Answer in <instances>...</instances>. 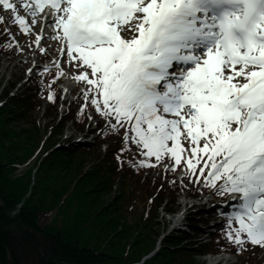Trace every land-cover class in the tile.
I'll use <instances>...</instances> for the list:
<instances>
[{"label":"snow or ice","instance_id":"obj_1","mask_svg":"<svg viewBox=\"0 0 264 264\" xmlns=\"http://www.w3.org/2000/svg\"><path fill=\"white\" fill-rule=\"evenodd\" d=\"M0 6L5 38H15L11 29L18 26L41 53L57 42L58 77L71 72L62 67L65 57L75 63L72 79L92 109L78 112L90 126L103 124L101 134L111 133L120 152L146 158L130 166L153 167L147 159L170 157L166 170L174 172L186 152L192 183L236 201L225 215L226 239L241 250L247 243L264 248V0H0Z\"/></svg>","mask_w":264,"mask_h":264},{"label":"trees","instance_id":"obj_2","mask_svg":"<svg viewBox=\"0 0 264 264\" xmlns=\"http://www.w3.org/2000/svg\"><path fill=\"white\" fill-rule=\"evenodd\" d=\"M4 92L3 97L7 99L9 105L5 104L0 107L1 118L4 117L7 121L11 119L22 120L23 118L29 121L34 128L25 129L27 130V136L24 137L26 141L24 145L19 142L18 138H16L17 136H14L16 139L7 140V147L4 144H0V148L5 150L3 154L0 153V169L9 167L7 169L9 173L12 171L10 170L11 168L17 170L14 176L9 175L6 177L8 182L5 181L7 185L4 188L0 184V197L3 201V205L0 206V227L3 226L2 223H8L4 208H7L8 203L20 201L23 190L27 188V185L24 187L17 185L15 178L19 175H26L30 179L36 171L35 178L39 184L42 183L43 185L47 177H49L48 175L52 172L69 171L68 181L63 182L62 191L57 189L53 192L54 197L58 202L61 193L71 187L72 190L70 192L71 194L74 192V195L70 197L69 203L72 206L79 203L78 206L81 207L78 209H83L84 211L82 214L76 213L75 217L81 220L71 221V218L68 222L70 229L66 227L62 232H58V239L53 238V244L50 247L52 254H59L61 259L68 261L74 257L76 264L78 260H80L78 264H132L141 261L142 257L155 247L156 225L158 224L157 208L162 203H164L163 207L166 210H171L174 206L175 191L177 189L175 183H172L174 181L173 175L168 173L161 180L142 176L141 173L146 167L137 168L130 165L133 162L138 164L146 158L138 153H133L130 156L127 151L120 152L119 149L122 145L116 142L111 133L101 134V131L92 143L78 142L66 148H56L45 155V152L49 151L51 146H55L57 141L56 139L50 142L36 140L39 134L37 128L39 125L35 120V116L40 111L42 101L45 99L40 82H37L36 87H34L31 81H28L23 92L13 97H8L7 90ZM55 99H57V96H55ZM81 103L82 100L76 101L74 106L70 107L68 112L57 121H55L54 107L49 105L46 108L44 117L47 123L52 120L53 123H49V126L56 127V131L52 128L50 129L49 135L54 136L56 132H61L68 120L72 121L73 127L77 131L82 133L90 131L88 126L85 125V115L78 112ZM100 127L102 128L103 124ZM38 142L43 147L46 143L42 154L45 156L40 157L39 155V157L36 156V158L30 160L28 151L31 148L35 149L36 153L39 148L37 146ZM0 143L7 144L3 140H0ZM102 144H106L104 153L100 152ZM10 145L14 146V149L13 154L8 156ZM27 147L29 148L28 150L26 149ZM92 154L95 156L94 159L88 157ZM117 156L120 159H117ZM12 157H15V162H18L19 164L17 165H21V167H18L13 162ZM66 158L73 159L68 162L69 160H66ZM74 159L77 162L71 165ZM90 160L92 165H94L93 168L88 171L80 170V166L82 165V168H84L85 164L90 163ZM77 176H80L79 180L73 183V179L77 178ZM51 178L49 177L50 180ZM29 179L27 182H29ZM113 184H117L121 191L120 196L114 202H111L105 200L104 195H106L105 192L109 191ZM7 186L11 189L10 192H7ZM39 187L41 188V185ZM14 189L18 190L15 191ZM40 197L41 195L38 196V198ZM49 210L50 207H47L45 201H42L37 210L35 220L41 214L49 212ZM63 214V211L59 210L54 219L59 220ZM119 220L124 223L121 227L122 230L117 232L116 227ZM59 221L63 223L61 220ZM78 221L81 224L88 221L93 222V227H90L89 232L84 236H79L75 230V228H78ZM196 223L197 221L194 218H191L188 222L189 231L194 235L197 234V229L194 228ZM8 234L10 233L8 232ZM182 236L190 241L192 239L190 243H193V245L189 247L188 251L179 247L178 243L182 239L177 237L175 241H168V243L164 241L163 247L159 251L157 250L154 256L144 260L145 262L143 261V263L163 264L162 261L165 262L172 259L174 264H201L199 261L192 259L191 256L194 254L193 256L196 255L198 257L207 251L213 252L219 249L235 251L233 245L228 243L226 232L223 228H219L217 233L211 234L209 242L195 240L186 233ZM80 238L82 239L80 240ZM13 239V237L10 239L7 236H0V252L10 250ZM77 240L83 248H79V246L74 248L72 242H77ZM55 260L54 257L49 264H56ZM0 264L5 263L0 260Z\"/></svg>","mask_w":264,"mask_h":264},{"label":"rangeland","instance_id":"obj_3","mask_svg":"<svg viewBox=\"0 0 264 264\" xmlns=\"http://www.w3.org/2000/svg\"><path fill=\"white\" fill-rule=\"evenodd\" d=\"M19 45H20L19 56L15 58L12 61V63L9 62L7 59H4L0 65V101H2V97L4 96L5 89H3V87L6 88L5 86H7L8 79H14V75L15 76L22 75L25 77L31 75L34 69H37L36 65L38 64V62L35 60V57L36 56L45 57L44 53H41L39 51L34 53L32 45H30L31 49L28 48L29 46L27 44L26 39L21 40L19 42ZM48 55L49 57L47 58L48 59L47 63L50 64L51 55L50 54ZM26 63H28V65H26ZM29 69H31L32 71L29 72ZM67 80L68 78L67 79L64 78L63 82L59 85L61 89V101L71 96L69 91L74 86L73 80L70 79L69 86L63 90L64 84L67 83ZM19 84L17 85V87L19 86ZM15 90L16 88H13L12 92H14ZM65 90H67V92ZM3 103L0 104V106H3L5 104L9 105V103L7 102H5V104ZM37 113L38 115L36 114L35 116L36 119L34 118L37 124L39 125V127L36 125L38 128V132H39L37 139H36L37 141L42 140L45 142H50L56 139L57 141L55 142V146H57L56 148H66L69 145L78 143V139L82 137V135L79 134L78 132L72 133L73 132L72 128L70 126L69 128H66L65 125L63 126V129H61V132H56L54 136L49 135L50 129L52 128L54 131H56V127H52V125L49 126V123H53L52 120L49 123L47 122L45 123V121L47 120L41 118L42 113L41 112H37ZM33 128L34 126L31 125L29 121L24 120L23 118L22 120H16V119L12 120L11 119L10 121H7L6 118L4 117L1 118V115H0V131H1L0 140L7 142V144L6 143H0V144H4L5 147H7L8 145L7 140L18 138L19 142L24 145L26 143L24 137L27 136L26 135L27 130L25 129H33ZM14 136L15 137L17 136V137L14 138ZM40 144H41L40 142H38L37 144L39 148L36 146L38 148V150L36 149L37 150L36 153H35V149L30 148V150L28 151L30 154V157H29L30 160L33 158H36V156L39 157V155L40 157H44L48 152L56 149L54 146H51L50 150L45 152V155H42L44 153V148H45L46 143L44 147ZM9 147L10 148L8 149V153H9L8 156L13 154V149H14V146L10 145ZM26 149L28 150L29 148L27 147ZM3 152H5V150L0 148V153L3 154ZM88 157L90 159L95 158L93 154L89 155ZM71 159L73 158H66V160H69L68 162H71ZM12 160L14 163H16V165L19 164L18 162H15L16 161L15 157H12ZM76 162L77 161H75L74 159L71 165H73ZM17 166L21 167V165H17ZM93 166L94 165H92V161L90 160V163L85 164L84 168H82L83 166L81 165L80 170L82 169L83 171H88V170H91ZM8 168L4 167L3 169H0V184L2 188H4L7 185V183H5V181L8 182V179L6 177L9 175L14 176L15 173L17 172L16 169L11 168L10 170L12 171L9 173V170H7ZM36 168L37 166L35 167V170ZM35 173L36 171L34 172L33 176H31L30 179L26 175H19L17 178L14 179L17 185H22L23 187L27 185V188L23 190V194L20 197L21 198L20 201L15 202V203H12V202L8 203L7 208L6 207L4 208L5 215L8 218V223H2L3 226L0 227V236H7L10 239L11 237H13L14 239H13L10 250H4L0 252L1 254L0 260H2L3 263L5 264H15V263L16 264H49L51 259H54L55 257L56 264L58 263L59 264H76L75 263L76 260L74 257H72V259H69V261L63 260L60 258L59 254L54 255L52 254L50 250V247H52V244H53L52 242L53 238L58 239V232L59 231L62 232L66 227L69 228L68 222L70 221L71 218H72L71 221L81 220L79 218H76L75 216H76V213L82 214L84 211L83 209H78L81 207V206H78L79 203L78 205H73V206L69 203L70 197L74 195V192H72V194L70 192V190H72L71 187L68 188L65 192L61 193V196H59L58 202L56 198L54 197L53 192H55L57 189L58 190L61 189L62 191L63 182L68 181L67 178H69V171L52 172L50 175H48L49 177H52L51 180L49 179V177H47L43 185L42 183L39 184L37 182L35 178ZM79 177L80 176H77V178H74L73 183L79 180ZM28 179H29V182H27ZM117 184H113V186L109 189V191L105 192L106 193V195H104L105 200L114 202L115 199L120 196L121 189ZM39 185H41V188L39 187ZM8 188L9 186H7V192H10L11 189L10 188L8 189ZM14 190L16 191L18 189H14ZM100 190L102 192V188ZM40 195L41 197L38 198V196ZM209 199H210V196H206L205 198L199 197V199L190 200L189 198L185 196V193L181 194L178 200V204L180 206V211L178 212L181 214L182 220L178 221L179 223H176V220H177L176 215H170L166 213L165 209L163 211L162 204H161V206L157 208V214H158L157 223L158 224L156 225L157 231H156V236H155L156 238L155 247L158 248L157 250L159 251V249L163 247L164 241L165 242L167 241L166 243H168V241H172V240L175 241L177 237L178 239L179 237H181L180 239H182V241L178 243L179 247H182L184 248L185 251H188L189 247L193 245V243H190L192 242V239L190 241L182 236L184 233L188 234L187 232H182V231H186L185 229H187L188 231V226H187L188 217L187 216L188 214L196 213L201 208L205 209V208H208V206H211L209 205L211 202ZM0 200H1L0 206H2L3 201L1 197H0ZM42 201L43 202L45 201L46 206L47 207L49 206L50 210L47 213L41 214L40 217H38V219L35 220V218L37 217V210L39 206L41 205ZM59 210L60 211L62 210L64 213L62 217L59 218V220H61L64 224L61 223L59 220L54 219V217H56L55 215L58 213ZM78 222H79V225H77L78 228H75V230L79 234V236L81 235L84 236L85 234L89 232L90 227H93V222L88 221L84 224H81L80 221ZM123 223L124 222L122 220L118 221V225L116 227L117 232L122 230L121 227ZM198 227L202 230V232H206V229L208 228V226L203 227L199 225ZM8 232L10 234H8ZM167 238L169 239L167 240ZM81 239L82 238H80V240ZM72 244L74 248L78 246L79 248H83L78 242V240L77 242H72ZM193 255L191 256L192 259L199 261L201 264L206 263L205 258L200 257V256L197 257L196 255L195 256ZM177 261H178V258H177ZM79 262L80 260H78L77 264ZM162 262L163 264H174L172 259H169L165 262L162 261ZM136 263H140V262H136ZM228 263L229 264H240L233 255L228 256L227 260H223L218 264H228ZM140 264H144V263L141 262ZM251 264H264V261L254 262Z\"/></svg>","mask_w":264,"mask_h":264},{"label":"bare ground","instance_id":"obj_4","mask_svg":"<svg viewBox=\"0 0 264 264\" xmlns=\"http://www.w3.org/2000/svg\"><path fill=\"white\" fill-rule=\"evenodd\" d=\"M179 218L182 219L181 218V214H180ZM152 251H148L147 255L154 256L156 254V249H154ZM227 259H228V257H227L226 254H222V255H219V256H216V257H211L210 256L209 258L206 259V263L205 264H216L219 261H223V260H227Z\"/></svg>","mask_w":264,"mask_h":264},{"label":"water","instance_id":"obj_5","mask_svg":"<svg viewBox=\"0 0 264 264\" xmlns=\"http://www.w3.org/2000/svg\"><path fill=\"white\" fill-rule=\"evenodd\" d=\"M0 202H1V200H0Z\"/></svg>","mask_w":264,"mask_h":264}]
</instances>
